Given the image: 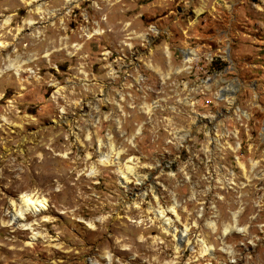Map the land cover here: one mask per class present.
Wrapping results in <instances>:
<instances>
[{"label":"rangeland","instance_id":"374dc122","mask_svg":"<svg viewBox=\"0 0 264 264\" xmlns=\"http://www.w3.org/2000/svg\"><path fill=\"white\" fill-rule=\"evenodd\" d=\"M0 70V264H264V0H0Z\"/></svg>","mask_w":264,"mask_h":264},{"label":"built area","instance_id":"2783aa9c","mask_svg":"<svg viewBox=\"0 0 264 264\" xmlns=\"http://www.w3.org/2000/svg\"><path fill=\"white\" fill-rule=\"evenodd\" d=\"M156 31L157 34L154 35H159L160 32H162V29L158 28L155 25H150L148 27V31ZM134 33H136V31H134ZM152 33V32H149ZM135 36H129L128 39H132V38H139V34ZM152 35V34H150ZM143 39V38H142ZM124 44H126V46H130L132 45L131 42H125ZM132 47V46H131ZM129 47V48H131ZM183 48L181 50V55L183 57V69H181V72H187L189 74L188 77H190V79L188 81L186 80H182V85H184V87L188 88V93L184 92L185 94L182 95L183 97H190L192 98V100H194V103H199V100L197 99L198 97L208 93V92H212L213 88L216 87V76L217 73L211 69H208L209 66L213 65V62L215 61V58L211 55H206L204 56L203 54H190L188 56L187 53L184 51ZM188 49H192V48H188ZM172 60L171 58V53H170V57H168V61L170 62ZM171 74H169V76L166 78H164L163 80H165L166 82H169V80L171 79ZM162 79V78H161ZM184 82V83H183ZM174 85L175 83L172 82ZM188 84H191L190 88L188 87ZM176 86V85H175ZM180 96V94H177ZM222 98H224V94H222L221 96ZM196 99V100H195ZM204 105H210L211 100L210 99H206L204 100Z\"/></svg>","mask_w":264,"mask_h":264},{"label":"bare ground","instance_id":"6f19581e","mask_svg":"<svg viewBox=\"0 0 264 264\" xmlns=\"http://www.w3.org/2000/svg\"><path fill=\"white\" fill-rule=\"evenodd\" d=\"M9 21H10L9 18L6 19L5 24H8ZM153 32H156V31H153ZM184 50H186V49H184ZM188 50H191V49H188ZM186 53H187L186 56L193 54V52H188V51ZM195 54H197V53H194L193 55H195ZM18 67H19V65H14V63H10V65L8 66V69L15 68L17 73H19ZM1 71L2 70H0V73H1ZM104 159L108 160V155L105 153L102 154V160L104 161ZM128 168H129V166H128ZM20 206H21V208H19L20 211L17 210L18 211L17 213L13 212V214H12V217L14 220H24L25 219V216L23 215L24 212H26V213L31 212L32 214H38L41 211L46 210L48 208V202H47V199L44 197H40V196L35 197L31 194H23L21 196V199H20ZM23 225L26 228H31V225L28 223H23ZM36 235L37 234L35 233L34 237Z\"/></svg>","mask_w":264,"mask_h":264},{"label":"water","instance_id":"95a60500","mask_svg":"<svg viewBox=\"0 0 264 264\" xmlns=\"http://www.w3.org/2000/svg\"><path fill=\"white\" fill-rule=\"evenodd\" d=\"M228 53H229V56H230V49H229ZM223 117H224L223 114H219L217 117L215 116V120L214 121L219 120L220 118H223Z\"/></svg>","mask_w":264,"mask_h":264}]
</instances>
